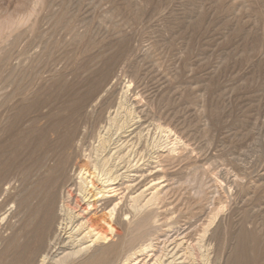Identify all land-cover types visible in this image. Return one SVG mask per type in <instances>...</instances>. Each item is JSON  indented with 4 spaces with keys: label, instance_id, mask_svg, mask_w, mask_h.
<instances>
[{
    "label": "bare ground",
    "instance_id": "1",
    "mask_svg": "<svg viewBox=\"0 0 264 264\" xmlns=\"http://www.w3.org/2000/svg\"><path fill=\"white\" fill-rule=\"evenodd\" d=\"M76 1L60 13L56 7L61 0H30L22 12L0 7V264H186L199 260L201 253L204 261L202 247L207 251L213 242L216 247L224 244L226 237L215 230L207 236L228 204L222 201L229 196L224 183L232 191L237 179L231 183L225 175L224 182L213 168L212 178L223 187L214 183L208 205L199 208L203 220L198 216L191 223L194 217L181 212L171 222L159 212L169 204L165 199L173 179L168 173L183 165L189 152L199 150L188 143L190 130L166 92L149 94L142 73L128 62L132 40L107 44L99 59H87L71 71L77 80L69 84L63 70L77 47L64 51L54 41L25 57L34 47L26 35L39 29L43 11V20H53L54 29L67 32L66 40L80 44L83 32L80 26L79 32L70 28L75 21L70 17L77 13L86 22L94 2L81 7ZM15 99L19 101L12 103ZM44 108L49 111L42 117ZM42 118L46 121L39 124ZM202 164L193 165L195 175L207 173ZM142 165L148 168L143 171ZM152 170L161 172L158 178L151 177ZM150 177V185L140 189V179ZM148 186L161 189L143 202ZM244 209L235 231L225 233L230 242L227 264H264V221L260 213Z\"/></svg>",
    "mask_w": 264,
    "mask_h": 264
},
{
    "label": "rangeland",
    "instance_id": "2",
    "mask_svg": "<svg viewBox=\"0 0 264 264\" xmlns=\"http://www.w3.org/2000/svg\"><path fill=\"white\" fill-rule=\"evenodd\" d=\"M87 1L77 0L76 3L80 2V6L83 7ZM61 2L64 5L60 3L61 5L56 7L58 13L66 7L69 10L72 0H61ZM92 4L93 6L86 11V14H89L86 22L85 19L82 21L81 18L78 19L80 16L76 18L77 13H72L70 17L71 21H79L80 24L75 21L70 22V28L75 30L77 28L76 31H78L80 26L81 31H79L83 32L78 45L76 42L72 44L73 41L66 40L68 36L65 30L54 29L53 20H43L45 11L41 12L39 29L26 35V39L32 40L34 47L25 57L29 56L27 57L29 59L34 53L43 52L46 48H50L54 41L60 45L59 49L64 51L77 47L73 53L70 52V65L63 70V73L67 75L66 83L69 84L77 80L71 71L78 69L87 59L88 61L94 57L99 59L104 51L103 47L107 44L111 47L124 38L132 40L133 52L128 62L134 64L139 74L142 73V78H145L142 82L147 90L149 89L148 93L149 91L153 94L166 92L172 108L181 118L183 117L181 121L190 130L188 143L191 148L199 150L197 153L194 151L192 155L188 153L189 159L183 163V165L188 163V166L178 165L168 173H171L169 177L175 183L170 182L171 194L169 193V197L165 199V203L169 204L163 208L160 207L159 212L167 215V219L171 222L177 220L175 218H178L181 212L184 216L189 214L194 217V219L191 218V223L199 219L198 216L203 220L205 216L200 215L199 208L208 205V198L212 196L210 192L214 189V185H220L219 182L214 181L215 174L219 176L218 172H220L222 180L226 177L230 178L225 181L237 179L233 181L232 191H229L223 180L224 189L227 191L225 195L232 198L222 197V201L228 200L229 205L224 200V205L227 204L224 209L229 207L228 211L223 209L222 214L220 213L221 215L219 214L215 221L217 223L210 227L211 231L209 230V235L207 234V237H211L210 234L214 233V230L215 234H222L227 238L224 241L225 245L222 244L217 248L213 242L207 251L205 246L202 247L201 252H204V255L206 253L203 256L204 261H201L202 253L200 252L199 260L193 261L194 263L192 260L186 262V264L191 262L192 264L197 262L198 264L200 262L227 264L230 250L228 234L237 228V221L242 210L245 208L260 213L264 221V0H92ZM6 6L12 11L22 12L30 6V0H0V7ZM80 13L82 14L83 11ZM80 13L78 11V14ZM81 24L84 26L82 27ZM46 25L49 26L46 27ZM67 30L70 29L66 28ZM39 35L41 39L37 37ZM90 37L91 41L88 39ZM45 41L48 43L46 44ZM66 44L68 45L64 47L63 45ZM126 64L127 61L122 66L125 67ZM58 66L60 69L62 64ZM121 70H123L122 67L119 74ZM125 77L129 79L128 72L127 76L122 78L126 81ZM153 85L157 87V91ZM48 111L49 108H44L41 111L42 117ZM45 121L42 118L39 124ZM175 124L173 123V126H177L179 130L178 125L175 126ZM205 161L216 165L214 167L211 165L208 169L210 165ZM200 162L205 165L207 173L200 171L195 175L192 167ZM142 168L144 171L148 165H142ZM158 173L152 170V176H150L155 178L161 172ZM145 175H148V171ZM212 175L215 177L212 178ZM151 177L149 180L140 179V189L150 185ZM208 177L211 180L207 179ZM162 180L165 181V178ZM177 184L181 186L183 184V186L179 185L176 188L177 192L174 193ZM161 185L163 183L159 186ZM203 185H205L204 188ZM159 186L156 189L148 186L147 189L152 188V190H146L143 202L152 196L153 191L161 189ZM200 192L202 196L199 195ZM8 232L6 231L4 236H7ZM226 232L228 234H225ZM261 233L264 234V229Z\"/></svg>",
    "mask_w": 264,
    "mask_h": 264
}]
</instances>
